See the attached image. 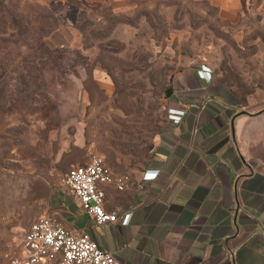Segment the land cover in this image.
<instances>
[{
	"label": "rangeland",
	"instance_id": "1",
	"mask_svg": "<svg viewBox=\"0 0 264 264\" xmlns=\"http://www.w3.org/2000/svg\"><path fill=\"white\" fill-rule=\"evenodd\" d=\"M201 63L229 99L264 108V0L232 18L210 0H0V264L72 164H147L170 75Z\"/></svg>",
	"mask_w": 264,
	"mask_h": 264
},
{
	"label": "crops",
	"instance_id": "2",
	"mask_svg": "<svg viewBox=\"0 0 264 264\" xmlns=\"http://www.w3.org/2000/svg\"><path fill=\"white\" fill-rule=\"evenodd\" d=\"M210 1L223 18L243 4ZM172 87L149 162L123 189L101 185L105 209L126 222H94L64 185L48 214L121 264H264V109L229 99L201 64L176 71Z\"/></svg>",
	"mask_w": 264,
	"mask_h": 264
},
{
	"label": "built area",
	"instance_id": "3",
	"mask_svg": "<svg viewBox=\"0 0 264 264\" xmlns=\"http://www.w3.org/2000/svg\"><path fill=\"white\" fill-rule=\"evenodd\" d=\"M209 71L210 68L206 65ZM156 170H146L143 178H154ZM113 183L119 189L129 183V175L114 172L101 154L92 153L84 163L70 166L63 185L79 200L94 222L103 224L119 220L126 222L128 213L121 216L104 207L102 184ZM55 258L60 264H121L110 249L102 246L87 233H73L55 216L44 214L33 220L24 232L21 247L10 254L8 264H44Z\"/></svg>",
	"mask_w": 264,
	"mask_h": 264
},
{
	"label": "trees",
	"instance_id": "4",
	"mask_svg": "<svg viewBox=\"0 0 264 264\" xmlns=\"http://www.w3.org/2000/svg\"><path fill=\"white\" fill-rule=\"evenodd\" d=\"M192 1H194V2H203V1H205V0H192ZM211 2V1H210ZM212 3V2H211ZM242 3L244 4V0L242 1ZM213 4V3H212ZM243 4H242V6H243ZM214 5V4H213ZM214 6H216V5H214ZM217 7V6H216ZM189 65H191V64H187V65H183V66H181V67H178L177 69H175L173 72H172V74L170 75V77H169V81H168V89H169V92H170V94H171V92H172V89H173V87H172V79H173V75H174V73L176 72V71H178V70H181V69H183L184 67H186V66H189ZM201 65H206V66H208L209 68H210V70H211V72H212V76H213V78L214 79H216V76L214 77V70L208 65V64H206V63H201ZM262 109H264V108H262ZM106 163V162H105ZM107 164V163H106ZM73 165V164H72ZM110 167V166H109ZM70 167H68V169H69ZM67 169V170H68ZM112 169V168H111ZM66 170V171H67ZM113 170V169H112Z\"/></svg>",
	"mask_w": 264,
	"mask_h": 264
}]
</instances>
